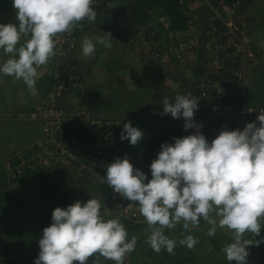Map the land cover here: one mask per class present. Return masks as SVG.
Masks as SVG:
<instances>
[{
    "label": "clouds",
    "instance_id": "1",
    "mask_svg": "<svg viewBox=\"0 0 264 264\" xmlns=\"http://www.w3.org/2000/svg\"><path fill=\"white\" fill-rule=\"evenodd\" d=\"M12 5L18 24L0 23V50L11 54L0 63V75L22 80L36 94L38 68L55 55L56 35L74 29L85 19L95 22L97 13L93 0H12ZM22 37L24 42L17 47ZM96 43L111 47L105 38L97 37ZM96 43L85 37L83 55L92 56ZM161 103V115L183 117L185 131L195 129L194 134L161 144L162 150L150 164V180L125 156L106 166L103 181L115 193L138 203L150 229L147 242L154 251L166 249L171 253L177 245L164 228L172 229L182 222L189 230L204 220L210 225V236L218 227L232 230L233 241L223 248L226 258L247 264V247L252 243L244 239V234L260 235L264 218V112L257 117L259 126L248 122L243 130L225 127L209 142L202 125L194 121L199 106L194 96L177 94L174 101L164 97ZM144 135L128 121L120 139L135 146ZM101 208V202L93 197L55 208L51 225L43 229L39 239L40 251L34 264H86L95 253L123 264L137 238H128L118 218L106 220ZM262 242L256 240L255 244ZM179 243L193 248L197 238L189 234Z\"/></svg>",
    "mask_w": 264,
    "mask_h": 264
},
{
    "label": "crops",
    "instance_id": "2",
    "mask_svg": "<svg viewBox=\"0 0 264 264\" xmlns=\"http://www.w3.org/2000/svg\"><path fill=\"white\" fill-rule=\"evenodd\" d=\"M244 16V36L253 43L256 53V63L252 68L253 85L249 87L251 97L253 103L264 105V0H252ZM81 22L72 31L57 35L73 34L78 40L72 64L82 75L85 90L82 94L70 95L68 101L94 113H108L114 116L117 123L118 135L114 147L108 152L105 165L98 171L106 175V166L117 157L127 156L131 162L135 156L132 155L131 144L122 141L120 135L123 125L128 121L133 125L132 121L137 116L150 120L156 117V121H159L149 129L146 142L142 144L135 160L139 164L138 169L151 171V162L148 161L158 157L157 149H161L162 143H174L175 137L190 135L184 127L182 129L183 117L175 119L171 114H160L163 112L161 101L164 97L172 102L177 94H186L187 91L158 73L150 56V48L138 42L141 27L134 25L135 38L123 44L96 26L87 24V19ZM0 23L18 24L12 0H0ZM85 37L93 39L94 43L97 37L105 38L110 41L111 47L96 43L93 55L86 57L81 49ZM24 39L21 38L17 47ZM9 55L0 50V63L6 61ZM56 59L55 48V55L46 65L38 68L36 94H32L22 80L0 75V264H34L40 251L39 239L43 229L51 225L52 213L57 207L66 208L76 201L86 202L93 197L101 202V215L106 220L118 218L119 221H125L117 216L114 209H108L106 199L109 191L106 183L90 179L74 166L53 165L43 169L44 177L42 173H37L41 169L19 181L12 180L8 175V159L30 146L37 133L34 123L16 115L46 97L55 83ZM142 157L145 162H141ZM148 178L150 180L151 176ZM210 215L218 220L215 213ZM260 223V235L255 236L252 232L244 234V239L252 243L247 247V264H264V242L255 244L256 240L264 241V218ZM129 226H124L128 238L135 236L137 244L132 252L126 254L123 264H236L235 261H228L223 251L225 245L233 241L232 230L226 227H218L215 235L211 236L208 235L210 225L204 220L197 226H190L189 230L183 228L182 222L172 229L164 228L165 234L177 241L173 252L169 253L166 249L156 252L148 244L150 229L146 219ZM189 234L197 238L193 248L179 243ZM86 264L116 262L95 253Z\"/></svg>",
    "mask_w": 264,
    "mask_h": 264
},
{
    "label": "built area",
    "instance_id": "3",
    "mask_svg": "<svg viewBox=\"0 0 264 264\" xmlns=\"http://www.w3.org/2000/svg\"><path fill=\"white\" fill-rule=\"evenodd\" d=\"M178 1L187 16L186 27L175 29L166 16L159 17L150 46L156 70L198 100L194 121L202 125L209 142L225 127L243 130L248 122L259 126L257 117L264 105L250 103L247 96L256 53L243 30L245 9L252 0ZM55 40V83L41 102L16 115L34 123L37 133L30 146L8 159V175L19 181L53 165H69L103 181L106 175L98 169L114 147L116 120L68 101L85 90L83 77L72 64L78 40L73 34H60ZM184 123L183 118L182 129ZM188 131L191 135L196 130ZM106 187L109 210L125 221L145 220L137 202L115 193L107 183Z\"/></svg>",
    "mask_w": 264,
    "mask_h": 264
},
{
    "label": "trees",
    "instance_id": "4",
    "mask_svg": "<svg viewBox=\"0 0 264 264\" xmlns=\"http://www.w3.org/2000/svg\"><path fill=\"white\" fill-rule=\"evenodd\" d=\"M115 0H93V3H99L97 6H93L96 8V12H101L104 8L108 7ZM159 8V14L161 16H166L173 25L175 29H184L186 27L187 16L184 14L181 6L179 5L178 0H132L130 2V15L132 18L133 25L136 27H141V25L145 24L149 21L150 15L147 14L149 9ZM157 10V9H156ZM152 11V10H151ZM151 30L155 31V28H151ZM153 38V37H152ZM253 83V80H252ZM250 84L247 88V96L248 101L253 103L251 97L250 88L253 84ZM41 172L37 173H42ZM44 174L42 173V177ZM15 264V263H12Z\"/></svg>",
    "mask_w": 264,
    "mask_h": 264
},
{
    "label": "water",
    "instance_id": "5",
    "mask_svg": "<svg viewBox=\"0 0 264 264\" xmlns=\"http://www.w3.org/2000/svg\"><path fill=\"white\" fill-rule=\"evenodd\" d=\"M91 24L123 44H128L135 38V26L130 15V2L126 0L124 2L115 0L112 5L97 13V20ZM160 151L161 149H157V156ZM141 159V162H145L143 157Z\"/></svg>",
    "mask_w": 264,
    "mask_h": 264
},
{
    "label": "rangeland",
    "instance_id": "6",
    "mask_svg": "<svg viewBox=\"0 0 264 264\" xmlns=\"http://www.w3.org/2000/svg\"><path fill=\"white\" fill-rule=\"evenodd\" d=\"M129 2H132V0H129ZM97 5H99V3L93 4V6H97ZM93 8H94V10H96L95 7H93ZM159 12H160L159 8L149 9L147 14L150 15L149 16L150 19L148 22L141 25V28L139 30L138 42H140V44L143 45L145 48H150V46H151L152 37L154 35V30L152 31L151 28H155L157 26V20L161 16L159 14ZM81 23L85 24L84 22H81ZM87 24L91 25V22H87ZM245 24H246V22H245ZM72 30H70V31H72ZM64 33H66V32H64ZM132 122H133L134 127L140 128L145 133L144 138L140 141L139 144H137L135 146L131 145L132 155L135 154V156L131 158V163L133 164L134 168H138L139 164H136L137 161H135V160H137V156L141 152L142 144L146 142V139H147L148 133H149V129L151 127L155 126L156 123H158L159 121H156V117H155V119L150 120V119H148V117H143V116L138 117L137 116L136 119H134ZM149 156L151 157L150 153H149ZM120 222H124L122 224L125 227H130L129 225H134V223H129V222L125 223V221H120Z\"/></svg>",
    "mask_w": 264,
    "mask_h": 264
},
{
    "label": "flooded vegetation",
    "instance_id": "7",
    "mask_svg": "<svg viewBox=\"0 0 264 264\" xmlns=\"http://www.w3.org/2000/svg\"><path fill=\"white\" fill-rule=\"evenodd\" d=\"M122 1L124 2L125 0H122ZM126 1L128 2V0H126ZM112 4H113V3H112ZM112 4H110V5H112ZM110 5H109V6H110ZM144 172H145V171H144ZM145 173H147L148 176H149V175L151 176L150 171H149L148 169L146 170Z\"/></svg>",
    "mask_w": 264,
    "mask_h": 264
}]
</instances>
